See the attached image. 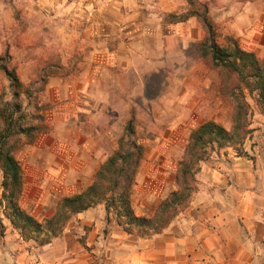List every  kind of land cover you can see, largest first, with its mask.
Segmentation results:
<instances>
[{"label": "crops", "instance_id": "crops-1", "mask_svg": "<svg viewBox=\"0 0 264 264\" xmlns=\"http://www.w3.org/2000/svg\"><path fill=\"white\" fill-rule=\"evenodd\" d=\"M28 2L30 14L40 9L44 13L40 18L54 23L68 56L65 59L79 67L73 77L77 86L69 88L71 101L61 113L71 116L68 131H80L86 124L100 131L103 114L132 107L129 76L142 83L144 73L157 72L169 61L177 64V23L163 18L177 12V0ZM180 25L186 27L184 22ZM180 36L187 39L185 34ZM184 45L181 42L179 47ZM73 54L78 57L70 58ZM259 117L262 124L245 148L246 156L228 149L203 162L196 177L197 192L161 232L149 237L129 235L111 216L107 222L105 207L98 204L78 213L49 244L37 246L22 240L0 210V264H250L261 257L255 242L261 245L264 240V117ZM107 125L112 128L111 122ZM97 135L80 134L82 141L73 143V149L63 143L67 149L55 158L58 164L43 156L42 165L32 168L41 172V181L34 182L29 199L23 189L21 207L50 215L60 197L89 186L98 166L113 152L102 149ZM141 170L140 164L136 183ZM136 183L131 196L134 212L151 216L159 204L156 200V206L149 209L155 190Z\"/></svg>", "mask_w": 264, "mask_h": 264}, {"label": "rangeland", "instance_id": "rangeland-1", "mask_svg": "<svg viewBox=\"0 0 264 264\" xmlns=\"http://www.w3.org/2000/svg\"><path fill=\"white\" fill-rule=\"evenodd\" d=\"M193 2L191 7L187 0H177V12L174 14L184 13L189 8L200 12L199 6L205 4L217 31L219 44H225V39L231 37L242 49L253 52L259 59L264 58V0ZM30 7L28 0H0V57L9 56L8 67L14 68L25 85L50 73L39 99L40 112L48 127L47 132L42 133L33 144L23 146L17 153L23 169L26 199L34 195V182L41 181L38 179L41 172L32 168L42 165L43 156L52 158L51 161L58 164L55 158L67 149L62 144H71L73 149V143L82 141L80 134H99L102 149L106 152L114 151L115 140L117 148V141L123 133L126 121L133 118L136 137L144 147L140 163L143 175L138 177L137 183L135 178V183L139 188H153L156 196L162 190L158 197L150 196L149 209H153L156 200L160 203L167 194L176 189L174 178L177 162L182 156L190 131L207 120H214L228 130L235 118L236 103L221 96L219 74L201 58L197 50V44L204 36L197 18L193 16L185 20V28L180 25L183 22L177 23V64L169 61L167 66L157 72L144 73L142 83L137 81L136 76H129L127 92L132 103L131 108L117 107L116 110L122 113L100 116L102 125L98 132L94 130V125L89 124L81 126L80 131H68L67 122L71 116L64 117L61 113L62 108L71 101L67 93L69 88L77 86L73 77L78 75L79 67L65 59L68 56L62 49V39L57 34L54 23L45 21L44 17L40 18L44 15L40 9L37 13L30 14ZM25 10L27 12L23 13ZM189 19L193 20L190 24ZM180 34H185L187 39H181ZM181 42L185 45L179 47ZM77 57L78 55L73 54L70 58ZM3 89L10 91L7 75L0 68V93ZM243 93L245 102L249 105L246 116L248 129L252 131L237 148L246 156L244 150L255 140L256 128H260L259 125L262 124L259 115H264L254 101L255 95L251 96L246 91ZM110 102L118 103L117 100ZM125 111L127 112L124 113ZM109 122L112 128L107 125ZM228 149L236 154L232 148L225 147L218 152L214 151L211 156ZM74 150L77 153L80 151L77 146ZM151 172L153 175L149 177ZM138 200L141 201V196ZM0 210L2 211L1 208ZM26 211L38 220L49 216L38 208L34 212ZM254 238L257 239V236ZM249 239L248 236L247 240ZM255 247H260L261 257L252 259L250 264H264V240L261 245L255 242Z\"/></svg>", "mask_w": 264, "mask_h": 264}, {"label": "trees", "instance_id": "trees-1", "mask_svg": "<svg viewBox=\"0 0 264 264\" xmlns=\"http://www.w3.org/2000/svg\"><path fill=\"white\" fill-rule=\"evenodd\" d=\"M187 2L191 7L194 5L193 0ZM199 9L200 12L189 8L184 13H171L163 18L168 23L184 22L193 16L197 18L204 33L197 50L219 74L221 96L236 103L235 118L228 130L214 120H207L190 131L177 162L176 189L161 200L149 217L136 215L131 202L144 153V147L136 137L133 118L126 121L116 150L98 166L89 186L79 193L60 197L53 212L42 220L21 207L24 175L17 153L47 132L39 99L50 73L25 85L14 68L8 67L9 56L0 57V68L6 73L10 88L8 92L3 89L0 93V208L22 240L45 246L61 235L78 213L98 204L104 205L107 222L111 216L125 233L138 237L157 234L172 222L197 192L196 175L201 162L208 161L214 151L225 147L235 150L238 156H245L237 146L242 145L252 130L248 129L249 105L243 92L255 95L254 101L264 115V58L259 59L253 52L242 49L231 37L225 39V44H219L207 6L200 5Z\"/></svg>", "mask_w": 264, "mask_h": 264}]
</instances>
